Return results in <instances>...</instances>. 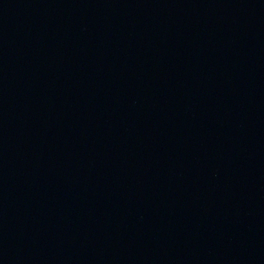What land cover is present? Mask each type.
I'll return each instance as SVG.
<instances>
[{"label": "water", "instance_id": "water-1", "mask_svg": "<svg viewBox=\"0 0 264 264\" xmlns=\"http://www.w3.org/2000/svg\"><path fill=\"white\" fill-rule=\"evenodd\" d=\"M0 264H264V0H0Z\"/></svg>", "mask_w": 264, "mask_h": 264}]
</instances>
